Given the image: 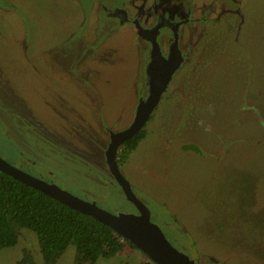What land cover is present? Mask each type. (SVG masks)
<instances>
[{
    "label": "rangeland",
    "instance_id": "1",
    "mask_svg": "<svg viewBox=\"0 0 264 264\" xmlns=\"http://www.w3.org/2000/svg\"><path fill=\"white\" fill-rule=\"evenodd\" d=\"M114 1L0 0V156L38 178L59 167L65 190L119 214L130 205L103 178L102 114L93 109L106 107L113 131L128 124L143 79L131 18L119 25L101 13ZM125 1L130 14L153 3L155 15H185L191 49L145 137L119 160L121 174L151 216L179 232L181 248L170 242L194 264H264V0ZM168 36L160 31L163 48ZM185 143L201 155L179 149ZM37 244L19 229L0 264L24 251L42 264ZM129 250L96 264H153ZM75 256L68 246L53 264Z\"/></svg>",
    "mask_w": 264,
    "mask_h": 264
},
{
    "label": "water",
    "instance_id": "2",
    "mask_svg": "<svg viewBox=\"0 0 264 264\" xmlns=\"http://www.w3.org/2000/svg\"><path fill=\"white\" fill-rule=\"evenodd\" d=\"M134 25L138 35L141 38L149 39L151 46L149 62L145 66L147 94L136 105L134 117L129 126L110 134V141L104 151V156L108 172L120 187L126 201L135 206L138 213H111L102 206L22 171L1 156L0 172L110 228L127 240L153 264H194L186 254L178 250L167 239L159 226L150 221L146 214L147 209L135 196L129 182L123 177L116 163V153L119 146L142 130L182 61L176 48V37L170 46L169 56L164 58L160 54L155 39L158 26L143 29L136 21H134Z\"/></svg>",
    "mask_w": 264,
    "mask_h": 264
},
{
    "label": "trees",
    "instance_id": "3",
    "mask_svg": "<svg viewBox=\"0 0 264 264\" xmlns=\"http://www.w3.org/2000/svg\"><path fill=\"white\" fill-rule=\"evenodd\" d=\"M145 135L142 129L122 144L116 154L118 165L119 160L125 159ZM181 146L182 151L201 153L191 143ZM111 191L113 195H119V200H124L121 192L118 194L115 188ZM19 229L35 233L42 264H53L68 246L75 249L76 264H96L100 258L109 259L124 250H137L90 216L72 210L0 172V250L16 244ZM16 264L35 263L32 254L24 251Z\"/></svg>",
    "mask_w": 264,
    "mask_h": 264
},
{
    "label": "flooded vegetation",
    "instance_id": "4",
    "mask_svg": "<svg viewBox=\"0 0 264 264\" xmlns=\"http://www.w3.org/2000/svg\"><path fill=\"white\" fill-rule=\"evenodd\" d=\"M126 5H127V2L125 0H117V1H114V4L113 5H110V6H104L102 4V7L103 8H100V10H101V13H102V11H105V19L115 21V23H118L119 25H124V23H125V25H127L129 18H131V21L129 23H131V25L133 26V29H134V32H135V36H136V40H137L136 41L137 44L140 43V46L138 45L137 50H136V53H135V55H133V57L137 58V60H138V66L137 67H138V73L140 74V77L139 78H142L143 79L141 81L143 83V90H142V92L139 91V93L141 94V96L138 97V99L140 98L139 100H143L145 98L146 94H147V78H146V74H145V66L149 62V54H150V51H151V46H150L149 39L141 38L138 35L137 30H136L135 25H134V21H136L143 29H151V28H153L156 25L158 26V32H157V35H156L155 39H156L158 48L160 50V54L164 58H167L169 56L170 46L174 42V38L176 37V48L178 50L179 56L182 59L181 64H180V66L177 69L179 71L180 68H182L184 65H186L188 63L187 55L190 53V49H191V46H190V44H191L190 43V38L189 37H185L184 36V33H182V30H180L181 27L187 22V19H185V15H183V17H169V16L166 17V16H164L162 14V12H164V11L157 12L156 15H155L153 13V10H152V7L154 5L153 3H151L149 5V7H146V9L142 13H138V14L135 13V12L132 13V14H130L129 13V10H128V8H127ZM100 6H101V4H100ZM175 11H177V10H175ZM162 29H165L166 31L169 32V36L167 38V43H166V47L165 48H163L161 46V43L159 41L160 31ZM177 70L174 72V74L176 72H178ZM174 74L172 75L171 80L168 83V86H167L165 92L162 93L161 98L163 97V95H166L167 93L170 92V85H171L172 81H174V79H175L173 77ZM173 90H175V89L173 88ZM138 99H137L136 105L139 102ZM98 105L99 106L97 108L93 109V110L98 111L102 115L100 117V121L96 122V126H97L96 127L97 129L96 130H99V133L101 131V134H104L105 135V138H103L105 143L102 142L103 143L102 146L104 147V144H105V146L107 147V145H108V143L110 141V134L111 133H114V132H117V131H120V130L126 128L127 126H129V124L132 122L133 118H132L131 122H129L128 124L125 123V125H122L121 127H119V129L113 131L112 130V127H111L112 124L110 125L107 122L108 117L106 116V113H105L106 107L103 108L104 111L102 112L101 111V106L103 104L101 102H99ZM136 105H135V108H136ZM104 114H105V116H104ZM133 117H134V115H133ZM150 118H151V116L149 117V119ZM66 125H69V124H66ZM69 126H71V125H69ZM93 130H95V129H93ZM99 133L96 132V136L97 137H99ZM187 144L188 143H185L183 145H187ZM181 145H180L179 149H181ZM121 146L122 145H120L118 149H120ZM195 146L198 147L197 145H195ZM104 149H106V148H104ZM104 149H103V152H102L101 159H103V162H104L105 167H106L105 156H104V151L105 150ZM199 150H200V148H199ZM117 152H118V150H117ZM184 152H188V151H184ZM200 155H201V153H200ZM97 158H99V157L97 156ZM116 163H117V161H116ZM63 165H65V163H63ZM117 166H118V164H117ZM58 168L56 170L55 169L54 170H51L48 167H45L44 166L43 169H41V170H43L44 175H41V178H39V179H41V180H43V181H45V182H47L49 184H54V185H57L58 187H61V188L65 189V186H63L61 184H58V181L56 179L59 176V173H58L59 170H58ZM118 168H119V166H118ZM38 170H40V169H38ZM106 172H107L106 174H108V175L104 176V178L109 179V180L112 179L114 181V179L112 178V176L110 175V173L108 172V170ZM47 180H51L52 182H48ZM66 182L70 183L69 180H66ZM113 184L122 193L120 187L116 183H113ZM131 189H132L133 193L136 196L137 194H136L135 189H133V188H131ZM74 194H76L79 197L83 198L80 193L74 192ZM88 199H90V198H88ZM138 199L142 202V204L144 205V207L147 209L146 210V214H147L148 218L150 219V221L152 223H158L159 222L160 223V228L163 231V233L165 234L167 232L165 234V236L167 237V239L169 241H170V239H173V241L175 243H177V245L181 248L182 241L177 237V236H181L179 234V232L176 231L175 228L174 227H171V226H166V229H164V227L161 224V222L158 219H156L155 217L151 216V214H150V212H149V210H148V208L146 206V203L142 199H140L139 197H138ZM90 200H92V199H90ZM93 201L94 200H92L90 202H93ZM95 202L96 201H94L93 203H95ZM129 205H130L128 207L129 210L123 211L122 213H131V214L134 213V214H137L138 212H137L135 206H133L130 203H129ZM165 230H166V232H165Z\"/></svg>",
    "mask_w": 264,
    "mask_h": 264
}]
</instances>
